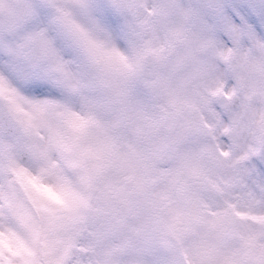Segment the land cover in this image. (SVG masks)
<instances>
[{
    "label": "snow or ice",
    "instance_id": "obj_1",
    "mask_svg": "<svg viewBox=\"0 0 264 264\" xmlns=\"http://www.w3.org/2000/svg\"><path fill=\"white\" fill-rule=\"evenodd\" d=\"M3 3L0 0V6ZM71 6L85 12L112 43L94 39L73 18ZM172 7L184 23L172 28L170 38L159 46H153L151 41L141 46L133 44L130 58L119 47L120 33L133 26L122 19L130 13L135 15L133 5L126 0H107L102 7L93 6L91 0H22L18 11L9 10L11 22L6 27L0 26V52L15 60H53L55 69L63 72L64 62L58 58L48 36L45 26L48 23L74 35L102 71L132 75L145 57L163 61L177 45L187 49L178 64L198 62L201 58L218 57L223 61L225 69L216 74L210 88V97H222L223 110L217 111L215 101L209 98L203 119L213 155L223 158L224 178L219 183L207 180L216 202L204 204V211L193 215L189 224L202 225L218 242L230 240L238 245L237 252L226 257L223 264H264V112L245 122L230 104L244 86L249 88V101L253 96L264 97V88L249 83L253 74L264 78V0H195L187 4L177 0ZM47 10L53 15L46 20ZM97 12L100 14L96 15ZM148 14H153L152 9ZM193 21L200 26L195 38L187 30ZM134 26L139 31H148L151 22L137 19ZM229 75L236 82L230 89ZM24 86L35 92L43 89L45 83L26 76ZM71 91L77 93L79 87L73 85ZM0 99L6 100L22 117L18 123L27 136H39L41 127L49 129L43 146L0 139V152L7 160L6 165L0 166V264H36L35 245L46 244L48 232L58 219L82 220L80 212L89 206L86 190L102 169L101 151H110L115 146L112 132L116 125L99 120L97 106L91 101H86L85 109L79 110L59 100L28 99L3 76H0ZM243 108L247 112L249 105L244 104ZM50 114L59 121L58 127L50 126L46 119ZM147 126L156 130L159 122L148 119ZM143 131L137 129V134L142 135ZM94 132L104 135L103 149L92 142ZM165 143L147 159L138 156L134 144L129 145V154L142 159L145 167L163 172ZM25 156L35 166L25 163ZM93 161L96 163L90 165ZM192 174L205 175L197 168L192 169ZM128 179L135 180V176ZM214 251V246H207L203 255L212 256ZM56 264L62 261L58 259Z\"/></svg>",
    "mask_w": 264,
    "mask_h": 264
},
{
    "label": "clouds",
    "instance_id": "obj_2",
    "mask_svg": "<svg viewBox=\"0 0 264 264\" xmlns=\"http://www.w3.org/2000/svg\"><path fill=\"white\" fill-rule=\"evenodd\" d=\"M106 2L91 0L97 7ZM126 2L133 5L135 15L130 13L122 19L133 26L120 33L119 47L130 58L133 44L141 46L151 41L153 46H159L170 38L172 28L184 23L172 7L177 0ZM178 2L187 4L195 0ZM21 7L22 0H4L0 6V26L11 22L10 9L18 11ZM71 7L73 18L94 39L112 43L85 12ZM149 9L152 15L148 14ZM51 15L52 11L47 10L46 20ZM137 19L149 20L150 30L139 31L134 26ZM45 26L58 58L64 62V71H57L53 60H15L0 52V76L28 99L59 100L79 110L91 101L97 106V118L116 127L112 132L115 146L101 151L102 169L86 190L89 206L81 210L82 220L58 219L48 232L46 244L35 245L36 264H56L58 259L62 264H223L226 257L237 252L238 245L230 240L218 242L202 225L189 224L193 215L204 211V204L216 202L207 180L219 183L224 178L223 158L213 155L203 119L209 98L215 101L217 111L223 110L222 97H210L216 74L225 69L223 61L218 57L201 58L198 62L178 64L187 49L177 45L163 61L145 57L132 75L102 71L74 35L57 24ZM187 30L195 38L199 23L193 21ZM26 76L43 80L45 87L35 92L26 88ZM235 83L229 75L228 89ZM249 83L264 88V78L257 74L250 77ZM73 85L79 87L77 93L71 91ZM248 94V86L241 87L230 102L245 122L264 112V97L253 96L249 101ZM244 104L249 105L247 112ZM20 119L12 106L0 99V139L30 141L41 146L47 143L48 127H41L39 136H27L18 123ZM46 119L50 126H59L54 115ZM148 119L158 121L159 128H149ZM140 128L144 129L142 135L137 134ZM92 142L103 149L105 137L94 132ZM162 142H166L167 148L163 172L145 167L142 159L129 154V145L134 144L138 156L147 159ZM23 159L35 166L26 156ZM6 163V156L0 152V166ZM193 168L205 175L194 176ZM131 175L135 180L128 179ZM207 246H214L212 256L203 255Z\"/></svg>",
    "mask_w": 264,
    "mask_h": 264
}]
</instances>
